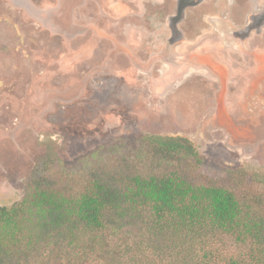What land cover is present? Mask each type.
<instances>
[{
  "label": "rangeland",
  "instance_id": "rangeland-1",
  "mask_svg": "<svg viewBox=\"0 0 264 264\" xmlns=\"http://www.w3.org/2000/svg\"><path fill=\"white\" fill-rule=\"evenodd\" d=\"M184 2L0 0V206L48 161L146 135L264 190V0Z\"/></svg>",
  "mask_w": 264,
  "mask_h": 264
},
{
  "label": "trees",
  "instance_id": "trees-1",
  "mask_svg": "<svg viewBox=\"0 0 264 264\" xmlns=\"http://www.w3.org/2000/svg\"><path fill=\"white\" fill-rule=\"evenodd\" d=\"M43 172L0 206V264H264V190L214 180L185 137L146 135Z\"/></svg>",
  "mask_w": 264,
  "mask_h": 264
},
{
  "label": "flooded vegetation",
  "instance_id": "flooded-vegetation-1",
  "mask_svg": "<svg viewBox=\"0 0 264 264\" xmlns=\"http://www.w3.org/2000/svg\"><path fill=\"white\" fill-rule=\"evenodd\" d=\"M188 1H190V0H186V2H184V4H189V5H191V6H197L199 3H201V2H203V0H196V2L194 1V3L193 4H191V3H189ZM183 14V13H182ZM257 21L259 20V24L258 25H256L257 27L260 25V24H263L264 23V11H263V13L260 15V17L259 18H257L256 19Z\"/></svg>",
  "mask_w": 264,
  "mask_h": 264
},
{
  "label": "bare ground",
  "instance_id": "bare-ground-1",
  "mask_svg": "<svg viewBox=\"0 0 264 264\" xmlns=\"http://www.w3.org/2000/svg\"><path fill=\"white\" fill-rule=\"evenodd\" d=\"M168 72V71H167Z\"/></svg>",
  "mask_w": 264,
  "mask_h": 264
}]
</instances>
